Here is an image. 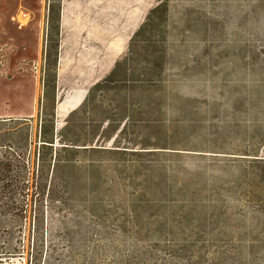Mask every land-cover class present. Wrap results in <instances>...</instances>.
Returning a JSON list of instances; mask_svg holds the SVG:
<instances>
[{
	"label": "rangeland",
	"instance_id": "rangeland-1",
	"mask_svg": "<svg viewBox=\"0 0 264 264\" xmlns=\"http://www.w3.org/2000/svg\"><path fill=\"white\" fill-rule=\"evenodd\" d=\"M45 94L65 198L0 210V264H264V0H0L33 161Z\"/></svg>",
	"mask_w": 264,
	"mask_h": 264
},
{
	"label": "trees",
	"instance_id": "trees-1",
	"mask_svg": "<svg viewBox=\"0 0 264 264\" xmlns=\"http://www.w3.org/2000/svg\"><path fill=\"white\" fill-rule=\"evenodd\" d=\"M165 12L166 8L163 4H159L149 12L146 22L130 40V53L126 60H131L135 39L142 30L153 25L155 16L158 17L157 19L164 18ZM49 96L50 94L44 95V102L39 112V145L34 161L30 157V120L13 121L16 128L14 133L5 131V134H0V210L17 206L19 209H24L30 202L41 204L48 188L54 198L53 201L59 203L64 201L65 186L57 178V172L62 164L60 152L73 149L76 145L67 144L61 136L59 140L62 141L59 143L61 147L59 150L56 148L54 95ZM89 96L90 94L83 104L87 102ZM107 121L109 125L111 120Z\"/></svg>",
	"mask_w": 264,
	"mask_h": 264
}]
</instances>
